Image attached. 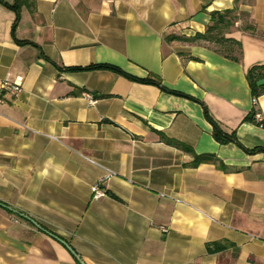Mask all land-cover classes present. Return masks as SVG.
<instances>
[{"label":"crops","instance_id":"obj_1","mask_svg":"<svg viewBox=\"0 0 264 264\" xmlns=\"http://www.w3.org/2000/svg\"><path fill=\"white\" fill-rule=\"evenodd\" d=\"M3 1L19 21L12 34L0 4V84L22 92L0 87V264H264V130L246 120L264 115L246 78L264 64V0ZM232 9L238 62L167 40ZM99 64L197 101L59 70ZM202 105L243 148L215 141Z\"/></svg>","mask_w":264,"mask_h":264},{"label":"trees","instance_id":"obj_2","mask_svg":"<svg viewBox=\"0 0 264 264\" xmlns=\"http://www.w3.org/2000/svg\"><path fill=\"white\" fill-rule=\"evenodd\" d=\"M240 0H236V3ZM249 2L252 0H248ZM0 4L4 5L5 7L13 10L16 13V19L12 27V34H14V30L16 29V26L19 21V1L13 3V4H7L3 0H0ZM241 19L240 15H237L236 9L232 10H223V11H214L210 14V21L209 25L207 26L206 30L203 33H196L193 36L187 37V36H168L167 40L169 42H180V43H186L189 45H203L208 47L209 49L213 50L215 53L229 59L235 62L239 61V57L241 55V43L233 38H228L226 35L229 33L231 28L234 26V23ZM242 30L244 32H248L250 34H255V28L251 24H244ZM15 39V38H14ZM15 41L19 44H32L30 42H21L15 39ZM61 71H68V72H83V71H93V70H107L112 71L117 74H120L124 76L125 78L139 82L142 84H149L154 85L162 89L163 91L176 95L185 97L188 99H191L193 101H197L191 97H188L187 95H184L182 93L168 90L165 87L161 85V82L159 80L153 79L151 77L147 79H139L132 77L125 72H123L121 69L114 65L110 64H99V65H90L84 68L80 67H69V68H60ZM246 78L249 83L252 96L256 99L260 95L264 94V86L258 87L256 85L257 81L264 79V64L263 65H256L251 67L247 73ZM203 106V105H202ZM204 115L207 118V120L211 123L213 126V138L215 141H217L219 144H228V143H234L238 145L239 147L243 148L239 142L237 141V138L234 134H226L217 126V124L213 121V119L210 117L207 109L205 106H203ZM247 121L253 122V115H249L246 118ZM182 150L191 152L187 147L182 145H177ZM246 150V149H244ZM257 150H252L249 152H256ZM208 158L204 156H195L194 159V165H197L203 161H206Z\"/></svg>","mask_w":264,"mask_h":264},{"label":"built area","instance_id":"obj_3","mask_svg":"<svg viewBox=\"0 0 264 264\" xmlns=\"http://www.w3.org/2000/svg\"><path fill=\"white\" fill-rule=\"evenodd\" d=\"M101 2L107 5H111L115 2V0H101ZM21 81L22 80L19 78L13 83L3 82L0 84V87L2 89L8 90L13 95H18L22 92ZM84 97L87 100L88 105L92 106L96 103L95 99L91 95L85 94ZM253 123L259 128L264 130V115L255 113L253 115ZM111 176H112L111 174L104 175L92 186L91 193H92L93 199H99L105 195V191L102 186L104 182L107 181Z\"/></svg>","mask_w":264,"mask_h":264},{"label":"water","instance_id":"obj_4","mask_svg":"<svg viewBox=\"0 0 264 264\" xmlns=\"http://www.w3.org/2000/svg\"><path fill=\"white\" fill-rule=\"evenodd\" d=\"M256 85L258 87L264 86V79H261V80L257 81Z\"/></svg>","mask_w":264,"mask_h":264}]
</instances>
